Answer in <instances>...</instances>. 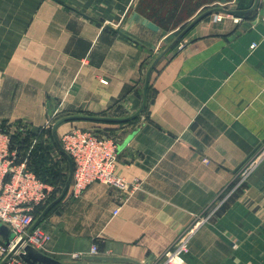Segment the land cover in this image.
I'll return each instance as SVG.
<instances>
[{
  "label": "crops",
  "instance_id": "0c3cea01",
  "mask_svg": "<svg viewBox=\"0 0 264 264\" xmlns=\"http://www.w3.org/2000/svg\"><path fill=\"white\" fill-rule=\"evenodd\" d=\"M63 1L0 0V124L38 130L60 113L131 116L151 64L195 18L217 3L255 2ZM216 17L197 22L158 61L143 112L121 124L116 175L124 185L67 193L39 224L50 235L42 253L66 264H160L264 145V0L246 17ZM99 125L70 120L57 131ZM188 247L185 264H264V158Z\"/></svg>",
  "mask_w": 264,
  "mask_h": 264
},
{
  "label": "built area",
  "instance_id": "2783aa9c",
  "mask_svg": "<svg viewBox=\"0 0 264 264\" xmlns=\"http://www.w3.org/2000/svg\"><path fill=\"white\" fill-rule=\"evenodd\" d=\"M222 19V14H216ZM237 20V19H236ZM254 46V45H253ZM28 123H11L8 130L0 129V221L7 225L13 235L9 245L0 240V261L3 260L23 240L21 247L6 264H27L20 256L26 245L42 250L50 235L41 227L32 226L37 219L36 208L46 203L56 192L53 184L43 181L28 165L27 158L19 160L16 148H11V135L17 130H24ZM65 152L74 163L73 178L68 194L77 198L92 183L101 182L109 186L124 185L116 175L118 161L117 141L101 134L73 129L61 137ZM264 158V145L260 146L236 172L230 190L204 216L166 252L160 264H185L183 255L188 251L192 233L199 224L212 218L217 210L250 178L259 162ZM119 212V208L114 214ZM92 253L97 252L93 246ZM80 257L79 253L74 254Z\"/></svg>",
  "mask_w": 264,
  "mask_h": 264
},
{
  "label": "water",
  "instance_id": "95a60500",
  "mask_svg": "<svg viewBox=\"0 0 264 264\" xmlns=\"http://www.w3.org/2000/svg\"><path fill=\"white\" fill-rule=\"evenodd\" d=\"M59 3H64L63 0H55ZM258 0H255L254 4L248 8V9H228V8H223V7H215V8H211L209 10H206L205 12H203L202 14H200L197 18H195L164 50H162L159 55L157 56V58L154 60V62L151 64L148 72H147V77H146V83H145V88H144V98H143V102L141 107L139 108V110L126 118H103V117H89L92 118L94 120H99V121H110V122H127V121H131L136 119L137 117H139L141 115V113L143 112L146 103H147V91H148V86H149V81H150V77H151V73L154 69V67L156 66V64L158 63V61L179 41V39L190 29L192 28L197 22H199L200 20H202L203 18H205L206 16L210 15V14H216V13H224V14H232L235 15L237 17H246L249 14H251V12L255 9L256 4H257ZM109 28H111L112 30H114L115 32L122 34L124 36H127L126 34H124L120 28H114L112 26H109ZM83 118H88L85 116H82ZM79 116H69V117H64L61 118L60 120H58L55 125L53 126V135L55 137V140L58 144V148L60 150V152H62L68 159L69 162V176L68 179L65 183V186L61 192V194L58 196V198H56L53 202H51L50 204H48V206L43 210V212L40 214V216L35 220L32 228H36L37 226H39L40 222L42 221V219L46 216V214L50 211V209L56 205L59 201H61L67 194L72 178H73V172H74V163L72 158L65 152L61 142L59 141V139L56 138V128L57 126L67 120H71V119H75V118H82ZM259 147H257L249 156L248 158L255 153V151L258 149ZM247 160V159H246ZM245 160V161H246ZM244 161V162H245ZM243 162V163H244ZM240 164L235 172L238 171V169L243 165ZM0 237L2 242H4L6 245H9L10 243V239L13 237L9 227L3 223H0ZM23 243V240L21 242H19L15 248L8 254L7 257H5L3 260H1V264H6L7 261L13 256V254L21 247ZM19 256L27 263V264H66L63 262H60L54 258H51L48 255H45L44 253H42L40 250L34 248L31 245H26L23 250L20 252Z\"/></svg>",
  "mask_w": 264,
  "mask_h": 264
},
{
  "label": "rangeland",
  "instance_id": "374dc122",
  "mask_svg": "<svg viewBox=\"0 0 264 264\" xmlns=\"http://www.w3.org/2000/svg\"><path fill=\"white\" fill-rule=\"evenodd\" d=\"M232 6L234 5H229V4H223V3H217L214 6L210 7L211 8H215V7H223V8H232ZM209 10V9H208ZM216 14H222L223 16H226V14L224 13H216ZM123 111L115 112V113H111L110 111L108 112L106 110V112H104L103 114H99V115H81V114H57V115H52L50 118H48L46 124H44V126L41 127V129L43 130L42 134H41V144L43 145V148L46 150L47 154L49 155V168H52L53 170H56V172H59L61 174L60 176V182L64 183L65 181H67L68 176H69V162L67 157L60 152L59 148H58V144L55 140V137L53 135V126L55 125V123L60 120L61 118L64 117H69V116H85L88 118H75V119H71V120H81V121H89V122H96L98 124H102V126L99 125V127L94 128V127H77L76 129H81V130H85L88 132H92V133H97V134H101L107 138H112L115 141H118L117 139V134H118V130L119 128H121V124L125 123V122H110V121H99V120H94L92 118L89 117H103V118H126L129 117L127 114H123ZM70 121V120H67ZM64 121V122H67ZM21 122H26L27 121H21ZM62 122V123H64ZM60 123L57 128H56V138L59 139V141L61 142V137L62 135H59L58 133V127L62 124ZM26 125V124H25ZM28 126L30 127V125L28 124ZM26 125L25 129H28V127ZM95 126V125H94ZM25 132V131H24ZM26 133V132H25ZM65 134V133H64ZM59 182V183H60ZM59 184L61 187H63V184ZM56 186V184L54 185ZM65 186V185H64ZM64 188V187H63ZM1 223V221H0Z\"/></svg>",
  "mask_w": 264,
  "mask_h": 264
},
{
  "label": "trees",
  "instance_id": "16d2710c",
  "mask_svg": "<svg viewBox=\"0 0 264 264\" xmlns=\"http://www.w3.org/2000/svg\"><path fill=\"white\" fill-rule=\"evenodd\" d=\"M126 123V122H125ZM123 123V124H125ZM17 124H21L18 121ZM28 126V125H27ZM8 125L3 122L0 124V129L8 130ZM29 127V126H28ZM26 133H25V132ZM43 130H34L31 126L26 130H17V132L11 135V148H16L19 154V160L22 158H27L29 167L45 182L55 185L56 192L52 198H50L46 203L37 206L36 213L37 218L43 212V210L54 201L61 194L63 187L66 183L60 182L61 174L49 168V155L41 144V134ZM60 182V183H59ZM63 184L61 187L59 184Z\"/></svg>",
  "mask_w": 264,
  "mask_h": 264
}]
</instances>
